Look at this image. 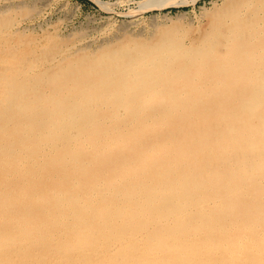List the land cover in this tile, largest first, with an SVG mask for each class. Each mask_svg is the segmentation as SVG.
<instances>
[{
	"label": "bare ground",
	"instance_id": "obj_1",
	"mask_svg": "<svg viewBox=\"0 0 264 264\" xmlns=\"http://www.w3.org/2000/svg\"><path fill=\"white\" fill-rule=\"evenodd\" d=\"M15 19L0 11V264H264V0L95 49Z\"/></svg>",
	"mask_w": 264,
	"mask_h": 264
},
{
	"label": "rangeland",
	"instance_id": "obj_2",
	"mask_svg": "<svg viewBox=\"0 0 264 264\" xmlns=\"http://www.w3.org/2000/svg\"><path fill=\"white\" fill-rule=\"evenodd\" d=\"M99 1L104 2L103 7ZM136 1L139 0H0V11L16 18L13 29L20 30L26 35H34L40 44L48 35L51 37L56 35L67 39L69 44L88 45L89 43L88 47L95 49L111 36V38H120L125 31L126 35L149 38L154 31L152 28L161 24L165 26L178 24L185 29L188 28L186 30L193 37V33L203 30L207 23V14L219 9L225 2V0H194L193 2L180 0L185 2L181 6H167L166 3L173 0H152L142 9H137ZM131 15L135 16V20H139H136L137 22L134 20L132 23ZM107 33H110L108 37Z\"/></svg>",
	"mask_w": 264,
	"mask_h": 264
}]
</instances>
